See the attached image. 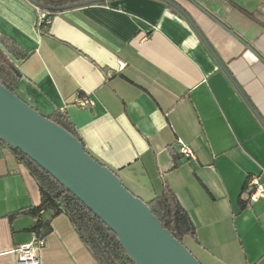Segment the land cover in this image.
Returning <instances> with one entry per match:
<instances>
[{
  "label": "crops",
  "instance_id": "crops-1",
  "mask_svg": "<svg viewBox=\"0 0 264 264\" xmlns=\"http://www.w3.org/2000/svg\"><path fill=\"white\" fill-rule=\"evenodd\" d=\"M170 1L83 3L41 31L30 0H0V40L28 53L14 59V91L45 116L66 115L143 200L169 187L196 227L184 244L202 264H264V197L243 200L251 176L264 183V0ZM40 203L36 178L5 145L0 264H18L14 250L39 219L50 231L38 264H100L67 214L11 218Z\"/></svg>",
  "mask_w": 264,
  "mask_h": 264
},
{
  "label": "water",
  "instance_id": "water-1",
  "mask_svg": "<svg viewBox=\"0 0 264 264\" xmlns=\"http://www.w3.org/2000/svg\"><path fill=\"white\" fill-rule=\"evenodd\" d=\"M92 1L105 0L83 3ZM0 139L36 162L102 220L135 264H202L79 138L1 81Z\"/></svg>",
  "mask_w": 264,
  "mask_h": 264
},
{
  "label": "trees",
  "instance_id": "trees-1",
  "mask_svg": "<svg viewBox=\"0 0 264 264\" xmlns=\"http://www.w3.org/2000/svg\"><path fill=\"white\" fill-rule=\"evenodd\" d=\"M30 1L37 8L48 11L50 14L49 17L52 19L58 12L82 5L86 0ZM49 25H38V28L44 31ZM27 55L28 53L19 46V44L7 37H1L0 81L13 91L20 77V72L14 59H24ZM47 117L63 126L82 141L66 115L55 112L53 115ZM0 143L7 146L1 139ZM11 149L36 178L41 192V203L39 206L18 210L11 215V218L17 215L28 214L39 217L43 210H51L53 215L65 213L69 216L81 239L100 264H135L120 244L117 235L102 220L36 162L20 150ZM145 202L151 208L155 216L162 222L163 226L167 228L177 240L184 243V238L186 236L196 237L195 225L187 211L178 201L175 193L169 187H166L161 194ZM30 231L34 232L40 238L44 237L50 231L49 221L39 219L37 223L30 228Z\"/></svg>",
  "mask_w": 264,
  "mask_h": 264
},
{
  "label": "built area",
  "instance_id": "built-area-1",
  "mask_svg": "<svg viewBox=\"0 0 264 264\" xmlns=\"http://www.w3.org/2000/svg\"><path fill=\"white\" fill-rule=\"evenodd\" d=\"M38 9L39 18L38 25L41 26L43 24L49 25L51 23V17H49V12ZM78 104L86 107L91 103L89 98L79 97L77 100ZM180 145V154L186 158H195V154L191 146L182 140H179ZM5 144L0 143V160L2 156V151ZM264 173V169L262 171ZM264 197V183L260 181V175L251 176L247 182V186L245 188L243 194V200L246 203H253ZM44 238H40L35 235L34 239L28 243L18 245L14 252L17 255V263L18 264H38L40 261L41 248L44 244Z\"/></svg>",
  "mask_w": 264,
  "mask_h": 264
}]
</instances>
